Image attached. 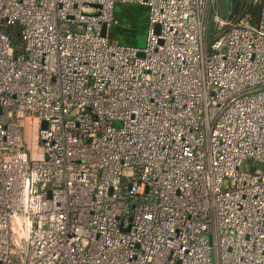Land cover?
<instances>
[{
    "label": "built area",
    "instance_id": "built-area-1",
    "mask_svg": "<svg viewBox=\"0 0 264 264\" xmlns=\"http://www.w3.org/2000/svg\"><path fill=\"white\" fill-rule=\"evenodd\" d=\"M117 1L148 6L143 47L108 38ZM251 3L0 0V264H264Z\"/></svg>",
    "mask_w": 264,
    "mask_h": 264
},
{
    "label": "rangeland",
    "instance_id": "rangeland-1",
    "mask_svg": "<svg viewBox=\"0 0 264 264\" xmlns=\"http://www.w3.org/2000/svg\"><path fill=\"white\" fill-rule=\"evenodd\" d=\"M251 4V0L237 1L232 15L231 0H216V13L222 19L237 20L241 16L240 12ZM149 14L145 4L134 1L115 2L114 20L107 30L108 38L119 44L143 47L147 40ZM213 23L218 32L227 30V25L221 24L219 20H213Z\"/></svg>",
    "mask_w": 264,
    "mask_h": 264
},
{
    "label": "trees",
    "instance_id": "trees-1",
    "mask_svg": "<svg viewBox=\"0 0 264 264\" xmlns=\"http://www.w3.org/2000/svg\"><path fill=\"white\" fill-rule=\"evenodd\" d=\"M239 0H231V4H232V12L231 14L233 15V13L235 12V6H236V2ZM245 14H249L252 18V21L256 20L258 18L259 15V6L255 5V4H251V6H248L245 10L243 9L240 12V17L244 16ZM5 32L8 34L11 43L14 47V49L19 48L20 44H21V39H20V27L16 24L13 25H7L4 27ZM225 31V30H224ZM223 31V32H224ZM220 33L218 32L215 27H214V23L213 21L210 24L209 30H208V34H207V40L208 41H213L217 36V34Z\"/></svg>",
    "mask_w": 264,
    "mask_h": 264
},
{
    "label": "water",
    "instance_id": "water-1",
    "mask_svg": "<svg viewBox=\"0 0 264 264\" xmlns=\"http://www.w3.org/2000/svg\"><path fill=\"white\" fill-rule=\"evenodd\" d=\"M102 35H106V27L105 26L102 29Z\"/></svg>",
    "mask_w": 264,
    "mask_h": 264
}]
</instances>
